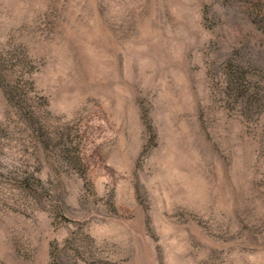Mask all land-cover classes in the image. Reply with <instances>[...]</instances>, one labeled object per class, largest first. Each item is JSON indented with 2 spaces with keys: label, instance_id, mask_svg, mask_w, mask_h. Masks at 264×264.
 <instances>
[{
  "label": "rangeland",
  "instance_id": "obj_1",
  "mask_svg": "<svg viewBox=\"0 0 264 264\" xmlns=\"http://www.w3.org/2000/svg\"><path fill=\"white\" fill-rule=\"evenodd\" d=\"M0 264H264V0H0Z\"/></svg>",
  "mask_w": 264,
  "mask_h": 264
}]
</instances>
